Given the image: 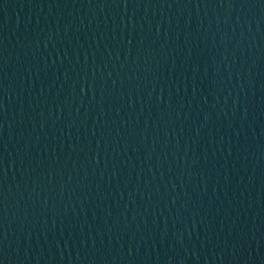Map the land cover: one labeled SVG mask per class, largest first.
Here are the masks:
<instances>
[{
	"label": "water",
	"instance_id": "95a60500",
	"mask_svg": "<svg viewBox=\"0 0 264 264\" xmlns=\"http://www.w3.org/2000/svg\"><path fill=\"white\" fill-rule=\"evenodd\" d=\"M0 264H264V0H0Z\"/></svg>",
	"mask_w": 264,
	"mask_h": 264
}]
</instances>
